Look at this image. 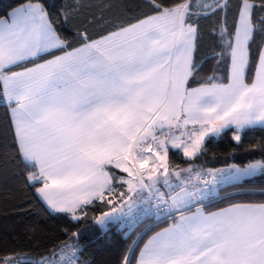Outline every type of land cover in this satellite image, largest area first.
Listing matches in <instances>:
<instances>
[{"label":"snow or ice","instance_id":"snow-or-ice-1","mask_svg":"<svg viewBox=\"0 0 264 264\" xmlns=\"http://www.w3.org/2000/svg\"><path fill=\"white\" fill-rule=\"evenodd\" d=\"M197 6L207 16L227 3ZM145 7L152 14L112 30L100 25L95 37L78 29L72 39L57 31L54 9L41 0L0 19V96L12 114L13 159L49 214L79 222L90 206L107 207L94 217L104 231L140 217L173 221L138 255L130 246L122 264H264V202L215 211L204 203L218 185L264 172V161L195 170L169 159L173 150L197 158L225 130L240 144L246 130L264 129V43L251 51L257 31L264 34V16L254 17L264 0H242L235 32L217 54L226 69L206 77L194 59L192 0L174 7L145 0ZM78 11L79 0L62 9L69 27ZM76 252L66 244L51 259L15 264H77Z\"/></svg>","mask_w":264,"mask_h":264},{"label":"trees","instance_id":"trees-1","mask_svg":"<svg viewBox=\"0 0 264 264\" xmlns=\"http://www.w3.org/2000/svg\"><path fill=\"white\" fill-rule=\"evenodd\" d=\"M193 0L194 15L189 22L198 26L197 49L194 59L201 64L200 77L217 72V55L225 49L229 34L235 32L242 0H220L227 3L224 9L209 11L207 16ZM33 0H0V19L6 18L11 11ZM50 10L57 31L65 38L72 39L76 31L87 28L94 37L100 31L112 30L117 23L135 22L141 12L152 14L145 7V0H79V11L75 14V27L64 22L62 9L65 6L76 7L77 0H41ZM166 7H174L187 0H160ZM255 5L260 0H249ZM108 5L109 7H104ZM196 5V6H194ZM103 19H99V17ZM264 16V10H254L257 23ZM96 17L95 23H90ZM107 22V23H105ZM227 31L222 36V30ZM264 43V34L257 31L255 42L251 45L253 55ZM59 54V53H57ZM50 57H45L48 59ZM226 61V59H225ZM42 62V61H39ZM31 66V65H29ZM13 70H19L14 68ZM2 92V88H0ZM13 133L10 108L0 96V258L12 257L15 261H38L52 258L53 251L59 253L65 245L81 248L78 264H122L124 256L133 248L138 255L146 240L158 230L166 227L171 220L154 223L151 218L144 219L133 232L117 227L101 230L94 220L107 207H89L88 214L79 222H74L66 214H49L46 205L38 198L35 188L28 185L24 165L13 159ZM206 151L197 158L189 160L182 153L170 151L169 159L173 167L195 170L221 169L236 165L246 167L249 163L264 161V129H248L242 134V142L232 140V131L227 130L219 137L206 140ZM230 202H264V172L221 189L219 196L209 198L204 203L208 210L215 211L226 207ZM111 225V224H110ZM109 225V226H110ZM151 225L145 232L146 226ZM73 233L78 235L73 236ZM133 241L136 243L133 244ZM133 264L135 261L133 259Z\"/></svg>","mask_w":264,"mask_h":264},{"label":"built area","instance_id":"built-area-1","mask_svg":"<svg viewBox=\"0 0 264 264\" xmlns=\"http://www.w3.org/2000/svg\"><path fill=\"white\" fill-rule=\"evenodd\" d=\"M147 218H151L154 220V223L157 224V223H161L163 221H165L166 219L164 218H161V219H157L156 220V217H140L138 222L134 223L133 225H129L128 222H125L124 224H111L109 228H114V227H117L121 230H125L127 232H133L137 226L144 220V219H147ZM107 231V230H106ZM76 249H77V252H76V255H77V264H78V261H79V258H80V252H81V248L80 247H77V246H74ZM71 252V249H65V254H70Z\"/></svg>","mask_w":264,"mask_h":264},{"label":"crops","instance_id":"crops-1","mask_svg":"<svg viewBox=\"0 0 264 264\" xmlns=\"http://www.w3.org/2000/svg\"><path fill=\"white\" fill-rule=\"evenodd\" d=\"M193 1V0H192ZM250 3V2H249ZM12 12V11H11ZM9 16V15H8ZM8 16L6 17V18H4V19H7L8 18ZM227 43V42H226ZM19 70H21V69H19ZM19 70H15V71H19ZM4 102L8 105V102L4 99ZM9 106V105H8ZM10 108V107H9ZM10 117H11V120H12V114H11V110H10ZM256 128H258V127H256ZM225 131H227V130H225ZM210 138V137H209ZM228 167H226V168H223V169H227ZM245 168V167H244ZM222 169V168H221ZM263 173V172H262ZM257 176V175H256ZM252 177H255V176H251V177H249V176H242V177H240V178H237V179H233V180H231V181H229V182H227V183H223V184H220V185H218V187H217V192H216V194H214L213 196H211L210 198H215V197H218L219 196V192H220V190L221 189H224V188H226V187H228V186H231V185H234V184H240L243 180H245V179H248V178H252ZM173 221L171 220L170 222H169V224L170 223H172ZM168 224V225H169ZM167 225V226H168ZM166 226V227H167ZM165 228V227H164ZM161 230V229H160ZM160 230H158V231H160ZM154 234V233H153ZM152 234V235H153ZM151 235V236H152ZM148 240V239H147ZM146 240V241H147ZM143 247V246H142Z\"/></svg>","mask_w":264,"mask_h":264},{"label":"rangeland","instance_id":"rangeland-1","mask_svg":"<svg viewBox=\"0 0 264 264\" xmlns=\"http://www.w3.org/2000/svg\"><path fill=\"white\" fill-rule=\"evenodd\" d=\"M192 2H193V1H192ZM205 2H207V3H212L213 0H197V1L194 2V4H196V5H200V4L205 3ZM196 5H194V6H196ZM226 63H227V60L224 61V62H222V63H220V64L218 65V70H217V72H216L218 75H219V74H222L223 71L226 69ZM239 168H244V167H239ZM261 173H262V172H257L256 175H260ZM256 175H254V176H256ZM249 177H251V176H249ZM156 220H157V219H156Z\"/></svg>","mask_w":264,"mask_h":264},{"label":"water","instance_id":"water-1","mask_svg":"<svg viewBox=\"0 0 264 264\" xmlns=\"http://www.w3.org/2000/svg\"><path fill=\"white\" fill-rule=\"evenodd\" d=\"M96 225L101 229V227H100V225H98L97 223H96ZM109 226V225H108ZM102 230V229H101Z\"/></svg>","mask_w":264,"mask_h":264}]
</instances>
